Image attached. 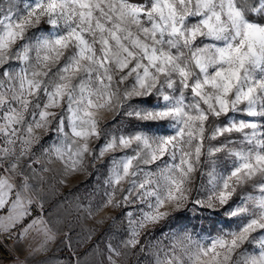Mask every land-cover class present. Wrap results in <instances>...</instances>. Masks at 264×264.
<instances>
[{
  "label": "snow or ice",
  "instance_id": "1",
  "mask_svg": "<svg viewBox=\"0 0 264 264\" xmlns=\"http://www.w3.org/2000/svg\"><path fill=\"white\" fill-rule=\"evenodd\" d=\"M0 264H264V0H0Z\"/></svg>",
  "mask_w": 264,
  "mask_h": 264
},
{
  "label": "rangeland",
  "instance_id": "2",
  "mask_svg": "<svg viewBox=\"0 0 264 264\" xmlns=\"http://www.w3.org/2000/svg\"><path fill=\"white\" fill-rule=\"evenodd\" d=\"M87 181H88V177L86 175L82 174V175H79L76 178L72 179L69 187L72 188L75 185H79V184L87 182ZM67 190L68 189H65V191H67ZM80 190L83 191V188H81ZM217 226L218 227H223L224 225L223 224H218ZM105 227H107V225Z\"/></svg>",
  "mask_w": 264,
  "mask_h": 264
}]
</instances>
